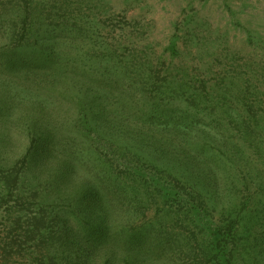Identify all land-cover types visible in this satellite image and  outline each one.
I'll list each match as a JSON object with an SVG mask.
<instances>
[{
    "label": "rangeland",
    "instance_id": "rangeland-1",
    "mask_svg": "<svg viewBox=\"0 0 264 264\" xmlns=\"http://www.w3.org/2000/svg\"><path fill=\"white\" fill-rule=\"evenodd\" d=\"M26 17L30 33L19 46L10 39V28L13 34L22 32ZM47 30L56 37L54 49L67 59L56 62L43 55L38 46ZM111 76L120 81L132 126L136 121L143 126L150 114L168 108L193 113L199 125L214 130L223 140L216 154L218 171L236 174L239 182L252 177L248 190L255 194L261 188L264 206V0H0V80L21 95L26 86L58 98L51 151L73 156L79 174L93 185L102 167L93 142L77 129L79 96L95 88L96 79L88 77L101 82ZM16 104L0 103L4 171L30 145L25 108ZM39 172H28L27 182L15 191L21 199L9 203L15 208L11 214L9 205L2 204L7 191L0 182V264H39L47 256L46 246L28 233V216L46 209L73 225L80 217L74 209L80 191L68 193L56 185L52 171ZM126 195L129 218L124 222L130 230L146 219L143 213L135 218L136 202L148 205L145 213L152 221L162 206L142 194ZM181 224L169 222L166 230L187 233ZM166 257L172 264L194 262L182 253Z\"/></svg>",
    "mask_w": 264,
    "mask_h": 264
},
{
    "label": "trees",
    "instance_id": "trees-1",
    "mask_svg": "<svg viewBox=\"0 0 264 264\" xmlns=\"http://www.w3.org/2000/svg\"><path fill=\"white\" fill-rule=\"evenodd\" d=\"M21 22L22 32L13 34L11 27L9 36L19 46L27 43L30 33L28 17ZM38 47L48 59H67L65 52L54 49L56 37L48 30ZM88 78L96 79L95 88L79 96L76 123L98 153L102 174L96 185L79 174L73 156L51 151L57 140L53 111L58 98L26 86L21 95L9 81L0 80V103L17 102L25 108L30 135L26 154L7 171L0 168L7 213L14 212L12 200L20 203L15 191L32 169L52 171L57 186L81 194L74 207L80 213L77 225L46 209L27 217L29 235L48 250L39 264H172L168 253L194 257L193 264H264V206L258 195L262 190H248L254 181L250 176L239 182L236 174L218 171L216 154L223 141L218 134L199 125L195 114L168 108L141 119L143 126L137 121L132 126L120 81L115 76L101 82ZM127 193L162 205L153 221L145 213L148 205L136 202L135 218L143 213L146 219L134 230L127 228L129 212L122 198ZM173 221H180L187 233H168L166 224Z\"/></svg>",
    "mask_w": 264,
    "mask_h": 264
}]
</instances>
